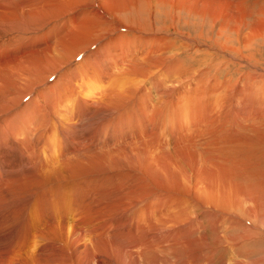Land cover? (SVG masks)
I'll return each instance as SVG.
<instances>
[{
	"label": "bare ground",
	"instance_id": "bare-ground-1",
	"mask_svg": "<svg viewBox=\"0 0 264 264\" xmlns=\"http://www.w3.org/2000/svg\"><path fill=\"white\" fill-rule=\"evenodd\" d=\"M246 1L0 0V264H202L212 217L263 229Z\"/></svg>",
	"mask_w": 264,
	"mask_h": 264
},
{
	"label": "rangeland",
	"instance_id": "rangeland-1",
	"mask_svg": "<svg viewBox=\"0 0 264 264\" xmlns=\"http://www.w3.org/2000/svg\"><path fill=\"white\" fill-rule=\"evenodd\" d=\"M243 5L245 7L249 6L250 9H252V11H253L251 16L246 19L248 25H251L256 20L261 19L262 25H263L262 28L264 29V15L258 13L259 7H264V0H247L246 2H244ZM189 19H192V18L190 17ZM200 20L204 25V27L202 28V29H204L202 31L204 37H208L214 41H217V40L223 41V38L225 36H229V38H233L235 40H237V39L240 40L242 38V33L244 31V28L242 26H240V28L238 30H235V31H229L228 29H226L225 33H222L221 36H217L216 31L218 30V27L221 24V19H210L208 17H204L203 19H200ZM193 21L200 23L198 18L194 19ZM187 28L188 27H183L184 30H186ZM195 29H193V30L190 29L191 35H194V33L199 30L197 27ZM233 44L237 45V42H233ZM201 45L204 46L203 44H201ZM200 48H202V47H200ZM203 49H207V47L205 46V47H203ZM209 52H212V51L210 50ZM217 53H218V51H217ZM243 53L249 54V56L252 59L259 61V66L257 64V66H256L257 68L254 67V65L251 64L249 61H246L247 63L240 62L237 59H233V56H232V58H229V57L224 55V57H226L227 59H230L231 61H233L235 63H239L244 68L254 70V72L262 71V69L264 68V35L263 36H257L255 39H253L250 43V47L248 49H245L243 51ZM218 54H220V53H218ZM193 66L195 69H205L207 67V64H205V66H203L202 64L201 65L194 64ZM227 69L229 70V72H234V70L237 68L235 66L229 65ZM223 73H225V72H223ZM236 76H237V74H235V77ZM256 160H257L256 163L257 164L259 163V165H260V166L259 165L258 166L261 168L263 166L262 169H264V154H262V155L260 154L258 156V158H256ZM262 215L263 216H257L258 221H255L254 218H253V221L258 222V223L262 222L264 224V211L262 212ZM211 220L213 221L212 222L213 225L210 222L205 225L204 231L206 232V236H207L206 238L200 239L199 241H196L197 237L194 235L191 236L192 238L195 239L194 245H198V246L200 245L202 250H203V256L201 255L202 256L201 257L202 264H206V262H207V264H239V263L240 264H264V227H263V229H258V227L256 225H254V222H252L250 219H244L238 225H235V224L230 225V224H227V222L222 221L223 227H222V225L214 226V221H216V218L212 217ZM228 225H230V227ZM231 226H233V227H231ZM241 226H247L248 228L253 230L250 233H253L254 235H248L245 238L242 237V234L244 232H242V230L240 229ZM210 229L213 231H210ZM210 239H212V240H210ZM221 239H222V241H221ZM215 240H217V241H215ZM215 243H218V244H215ZM221 243H223L225 247ZM214 246H217L218 248L216 247L215 249H213ZM232 247H234V248H232ZM207 250H209V251L207 252ZM204 259H205V261H204ZM211 259H212V262L210 261ZM233 260H235V261H233Z\"/></svg>",
	"mask_w": 264,
	"mask_h": 264
}]
</instances>
